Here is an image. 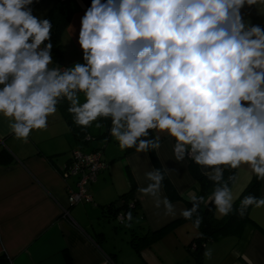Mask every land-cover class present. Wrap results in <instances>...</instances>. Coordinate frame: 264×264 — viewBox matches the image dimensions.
Returning <instances> with one entry per match:
<instances>
[{"label":"clouds","instance_id":"clouds-1","mask_svg":"<svg viewBox=\"0 0 264 264\" xmlns=\"http://www.w3.org/2000/svg\"><path fill=\"white\" fill-rule=\"evenodd\" d=\"M32 3L0 0V115L17 139L45 129L66 99L78 126L110 118L121 150L147 154L159 148L160 133L173 138L174 159L190 157L214 182L220 216L234 203L224 166L247 165L264 180V29L241 14L264 0H92L78 36L84 63L70 68L49 67L52 23L34 16ZM150 130L157 134L147 139ZM144 176L138 191L175 217L160 196L163 172ZM203 200L190 195L192 207L179 214L191 220ZM249 206L264 207V197L245 196L238 214Z\"/></svg>","mask_w":264,"mask_h":264},{"label":"crops","instance_id":"crops-1","mask_svg":"<svg viewBox=\"0 0 264 264\" xmlns=\"http://www.w3.org/2000/svg\"><path fill=\"white\" fill-rule=\"evenodd\" d=\"M91 3L92 0H33L29 6L32 14L41 19H48L60 4L70 7L71 17L61 32V68L83 63L78 36L81 19ZM241 14L246 24L264 29V5H245ZM8 124V119L0 115V257L8 264H103L106 255L115 264H127L115 246H106V225L111 220L103 217L102 206L132 188L137 207L132 221L127 223L131 225L128 231L143 235L168 227L150 246L140 247L139 256L145 264H264V207L251 206L249 220L238 233L202 240L200 259L191 255L188 245L200 237L201 231L179 213L188 208L190 195L200 194L201 186L190 172L189 158L183 162L174 159V140L166 133H160V146L154 152L178 195L171 200L162 182L160 196L174 205L175 217L166 215L163 205L157 209L151 196L138 191L147 186L144 173L157 168L150 154L135 150L125 154L115 138L104 135L105 125L99 123L101 127L97 128L95 123L90 129L93 139L80 144L58 106L48 118L47 127L33 130L27 141L17 139ZM152 132L157 134L156 130ZM73 148L85 152L99 149L106 163L90 185L92 202H68V189H76V177L64 175ZM253 175L247 165L236 169L230 187L234 202ZM259 197H264V180L259 183ZM62 208L68 210L67 216L62 215ZM214 214L216 218L224 217L216 210ZM209 250L211 256L206 257Z\"/></svg>","mask_w":264,"mask_h":264},{"label":"trees","instance_id":"trees-1","mask_svg":"<svg viewBox=\"0 0 264 264\" xmlns=\"http://www.w3.org/2000/svg\"><path fill=\"white\" fill-rule=\"evenodd\" d=\"M71 9L68 6H64L60 4L59 6L55 7L48 19L52 23V31H51V43L53 45V48L51 50V54L53 57V65L54 66H62L63 62V54H62V46H61V32L65 28V25L68 23L70 17H71ZM47 43V42H46ZM82 61H83V54H82ZM84 63V61H83ZM81 102H83L84 97L83 94H80ZM58 108L64 115L67 123L69 124L71 131L73 135L76 137V141L80 144H86L88 141L92 140L93 137L90 135V129L95 123H100L105 125V133L106 137L110 136L109 133V127L111 125V119L110 118H99L98 121L93 122L88 127H82L78 126L74 123L73 116L68 112L69 102L66 99L60 100V102L57 104ZM89 137V139H87ZM154 138L152 130H150V135L147 137V139ZM99 149H92L90 151H96ZM135 148L132 149H125V154L129 153L131 151H134ZM151 156L152 161L154 162L155 166L162 171V169L159 167L158 160L156 158L154 150H149L148 152ZM71 158V157H70ZM103 159V158H102ZM190 160V172L193 175V177L199 182L201 186V191L198 197H204V200L202 203H200L198 211L193 214L191 221H195L197 216H199L201 223L199 224V228L201 231L200 237L195 238L190 242L188 245V250L196 257V259H200L202 254V240L205 239H214L216 237H222L227 234H235L238 233L241 229V225L248 222V210L247 208L244 212L243 216H240L238 214V209L240 208V201L248 195H253L258 197L259 194V183L260 180H257L255 176L253 175L252 180L250 183L245 187L243 192L241 193L240 197L233 203V210L231 213H229L227 216H224L223 218H216L215 217V206L211 202V197L208 199V196L211 193V189L214 188V182L209 180L207 176L201 172L199 165L195 164V162L189 158ZM70 163V160H69ZM68 163V164H69ZM163 172V171H162ZM235 173L236 169H230L227 166H225L224 171V179L227 181L229 177H234L235 179ZM164 174V180L163 184L166 190L167 195L171 200L177 199L178 195L176 194L173 186L170 184V182L167 180L165 173ZM234 179L229 182V186L231 187ZM134 188L130 189L128 192H125L121 194L118 198L115 200L109 202L106 205L102 206V213L103 217L109 220L117 219L119 214L124 215V221L120 223L121 225L128 226L127 223L129 222L127 220L126 214L128 212L133 214L135 213V209L137 207V202L135 201L132 191ZM208 199V200H207ZM132 204V205H131ZM188 208L192 207L191 202H187ZM168 227H163L159 230H156L154 232H149L143 235H138L135 232L132 233V238L130 240L131 245L135 250H140L141 246H150L156 239H158L160 236H162L166 231ZM0 264H8L7 260L4 257H0ZM68 264L70 262L68 261Z\"/></svg>","mask_w":264,"mask_h":264},{"label":"built area","instance_id":"built-area-1","mask_svg":"<svg viewBox=\"0 0 264 264\" xmlns=\"http://www.w3.org/2000/svg\"><path fill=\"white\" fill-rule=\"evenodd\" d=\"M87 139H89V137H87ZM105 167L106 163L102 159V152L100 150L87 152L82 151L79 148L72 150L70 163L64 172L65 176L76 177V189H68L67 192L70 205L93 201L89 189L90 185L97 180L98 174ZM67 214L68 210L62 208V215L67 216ZM117 220L122 223L124 221V215L119 214ZM103 264L115 263L110 256L106 255Z\"/></svg>","mask_w":264,"mask_h":264},{"label":"rangeland","instance_id":"rangeland-1","mask_svg":"<svg viewBox=\"0 0 264 264\" xmlns=\"http://www.w3.org/2000/svg\"><path fill=\"white\" fill-rule=\"evenodd\" d=\"M93 142L96 143V139H94ZM104 142H106V140ZM103 144L105 145V143ZM106 226L109 227L105 232V242L107 244L106 246H115L116 251L119 252L121 258L123 256L126 259L127 264H145L142 257L139 256L140 250L134 251L131 243L128 242L132 238V234L128 231V226H120V223L117 219L111 220Z\"/></svg>","mask_w":264,"mask_h":264}]
</instances>
